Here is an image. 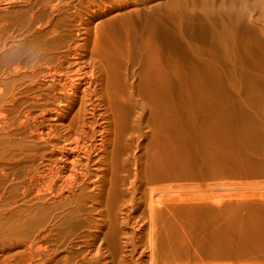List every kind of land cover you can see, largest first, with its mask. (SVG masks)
<instances>
[{"label": "bare ground", "instance_id": "bare-ground-1", "mask_svg": "<svg viewBox=\"0 0 264 264\" xmlns=\"http://www.w3.org/2000/svg\"><path fill=\"white\" fill-rule=\"evenodd\" d=\"M234 177L262 190L215 199ZM117 206L182 256L229 243L210 206H250L229 225L264 244V0H0V264H87Z\"/></svg>", "mask_w": 264, "mask_h": 264}, {"label": "rangeland", "instance_id": "rangeland-1", "mask_svg": "<svg viewBox=\"0 0 264 264\" xmlns=\"http://www.w3.org/2000/svg\"><path fill=\"white\" fill-rule=\"evenodd\" d=\"M222 181L219 179L215 182V188L213 196L218 201L223 203L228 201L238 202L240 200V193L259 192L262 188L255 187L248 184V180L242 178H232L230 182ZM232 198V199H231ZM253 201L262 199L259 197H247L244 201ZM161 208L166 215L172 217L173 206H157ZM216 209L220 213V221L217 223L220 228L226 230L225 235L228 239V244H219V249L210 254H188V256H182L176 249H169L162 251L159 242V235L154 232V229L160 230L163 223L160 219L161 212L157 213V220L153 219V215L150 210V206H117L115 214L111 215L107 212L106 208L97 209L94 213L97 215V211H101V216L98 218V223H95L91 227L90 237L91 242L89 247H86V255L84 257L87 264H152L154 262H162L164 259H174L176 264L178 263H200V259L214 258L215 260L224 262H233L229 258L238 256H264V244L258 242L249 241L243 243L244 238H240L241 234L234 232L230 227L229 210L237 209L245 216L247 226L249 228L252 225H258L260 218L252 214L249 209L250 206H210ZM258 212L264 217V206L258 208ZM257 216V217H256ZM256 217V218H255ZM255 218V219H254ZM259 219V220H258ZM126 220V221H123ZM261 221V220H260ZM112 223V224H111ZM111 224V225H110ZM156 224V226H153ZM99 226V227H98ZM118 232V242L120 244L119 251L112 249L109 246L106 232L108 233L111 228ZM249 237V233L244 236ZM153 239V240H152ZM248 239V238H246ZM245 240V239H244ZM154 241V243H153ZM198 248L197 243L193 245ZM61 255L64 256L67 253V249H61ZM70 256H73L76 260H81L82 256L78 254L75 247ZM82 261V260H81ZM237 262V261H236ZM225 264V263H224Z\"/></svg>", "mask_w": 264, "mask_h": 264}, {"label": "built area", "instance_id": "built-area-1", "mask_svg": "<svg viewBox=\"0 0 264 264\" xmlns=\"http://www.w3.org/2000/svg\"><path fill=\"white\" fill-rule=\"evenodd\" d=\"M178 264H191V263H178ZM225 264H264V261H261V262H230V263H225Z\"/></svg>", "mask_w": 264, "mask_h": 264}]
</instances>
